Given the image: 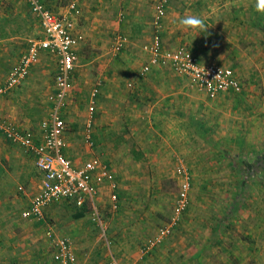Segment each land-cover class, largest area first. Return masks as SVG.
Listing matches in <instances>:
<instances>
[{
  "label": "rangeland",
  "instance_id": "374dc122",
  "mask_svg": "<svg viewBox=\"0 0 264 264\" xmlns=\"http://www.w3.org/2000/svg\"><path fill=\"white\" fill-rule=\"evenodd\" d=\"M70 1L64 0V5L68 4L69 7ZM139 1L141 0H81L80 11L75 13L76 26L86 33L79 46V74H75V83L64 107L71 115L70 120L66 121V130L68 126L71 132H76L80 143L84 145L87 143L84 135L89 122L91 87L94 82L99 81L95 111L89 129L95 141L92 133L95 127H101L97 131L102 132V136L106 137L103 139L109 141L108 145L103 143L102 147L93 149L111 165L120 181L118 208H112L111 199L105 189L96 197L95 207L91 203L79 206L73 201L62 199L49 205L41 219L23 217L22 209L28 204L34 191L29 186L30 195L20 193L17 185L25 184L23 175L17 170L11 172L13 168L8 167L10 158L7 157V161L1 162V166H6L7 170L0 168V213L7 208L15 211L16 216L10 221L0 219L2 235L11 239L6 242L9 247L4 252L0 250V264H10L12 258L16 259L11 264H55L52 257L53 236L58 235L70 237L81 263L95 258L98 264H111L112 259L120 264H149L151 260L146 259L158 250V263L163 260V264H207L205 256L212 259L213 264L257 262L252 251L260 250V246L252 242H243L236 246L233 236L235 232L229 228L219 235L221 239L211 244L208 242V245L206 243L214 233V219L217 217L214 214L225 210L232 211L230 206L235 199L240 202L239 207L254 209L259 215L264 213V165L260 167L257 162L258 155L264 154V59L260 60L256 55L252 64L253 70L250 68L252 71L242 73L244 86L241 91H227V94L218 96L223 97L219 102L216 101L218 97L213 98L215 101L207 104L204 112L200 111L203 118L198 119L200 116L193 115L196 126L199 123L204 125V130L200 128V137L190 136L189 143L185 136V144L183 141L180 143L182 146H151L153 135L150 133L153 127L149 126V118L143 122L134 112L137 106L127 102L128 100L118 102L114 99L115 104H108L109 90L106 83H109V78L105 75L108 71L103 72L113 61L114 64L124 66L122 60L125 58L121 54L124 52L136 53L130 64L136 70H140L141 65L147 61L148 53L142 47L144 40H131L128 32H134L133 29L141 27V22L137 25L134 18L136 14L145 23L152 19L148 23L153 30L156 0H145L140 4ZM137 9L138 13L135 11ZM67 11L72 12L70 8ZM41 33L38 16L25 0H0V81L5 79L26 49L30 37L39 36ZM120 33L129 38L127 37L120 49L114 50V41ZM103 43L108 46L106 55H102L105 49ZM137 49L141 51L138 52ZM46 53V56L43 55ZM41 55L43 57L41 56L23 81L9 93L3 94L6 107L12 104L13 113L18 116L45 111V94L52 86L56 57L47 50L42 51ZM131 55L134 56L132 53ZM39 63H43V66ZM40 68L43 69V77L38 74ZM122 68L119 67L115 73L120 82L118 90L125 89L130 93L134 88L128 82L135 80V71L128 76L129 71H121ZM34 81H39L40 88L33 86ZM187 87L197 98L206 97L204 100L210 101L204 94L205 91L188 85ZM130 96L134 99L133 93ZM109 109L115 111L114 118L104 120L101 124V117L106 118ZM117 111L121 112L120 117L117 116ZM65 142L66 149H72L68 147L66 140ZM84 148L78 147V150ZM21 152L28 155L22 149ZM180 162L191 170L189 204L179 215L171 231L151 250L145 252L142 246L148 238L160 226L173 219L179 191L175 166ZM246 162L256 167V172L249 173L248 177L241 171ZM243 183L247 184L246 187H241ZM95 210L99 211L104 228L94 218ZM80 211L85 215L76 216ZM188 211L193 218H189ZM50 226L54 231L53 236L48 235ZM78 228L83 231L80 239L73 234L77 233ZM250 233V237L261 238L254 240L255 242H263L264 233L260 235L257 232L260 237L251 232V229ZM247 237L243 236V239ZM40 243L46 244L45 251L30 253ZM134 259L138 263H133Z\"/></svg>",
  "mask_w": 264,
  "mask_h": 264
},
{
  "label": "crops",
  "instance_id": "0c3cea01",
  "mask_svg": "<svg viewBox=\"0 0 264 264\" xmlns=\"http://www.w3.org/2000/svg\"><path fill=\"white\" fill-rule=\"evenodd\" d=\"M44 1L50 8L59 13H68L67 10H69V7L68 4L64 5V0ZM144 1L145 0L139 1V4L141 2L143 3ZM177 7L179 8L178 10L176 9ZM135 11L136 13H138L139 9ZM190 14L199 15L204 18V23L209 26L205 32L197 33L198 30H185L182 28V26L179 25L178 18ZM222 14H224L223 17ZM134 18L136 19L137 25H139L138 22H141V27L137 28L136 26L135 28L137 29H133L134 32H128L131 38H129V36L127 37L131 40H134V38H138L139 40L146 41L151 37L152 34V28L150 26L151 24L148 23L150 19L146 20L147 22L145 23L144 21L140 20L141 18L139 14H136V16L134 15ZM133 23H135L134 19ZM79 30L83 32L85 36L86 32L84 33L83 30ZM103 31L105 30L103 29ZM162 38L165 45L167 46L184 44L190 47L205 62H216L231 66L244 86V83L241 80V78H244L241 77L242 73L245 71L253 70L252 64L256 55L260 58V60L264 59V12H259L256 10L255 0H173L168 4V10L162 30ZM106 44L107 43H103L102 45L105 48L102 55H106V52H108V46ZM137 51L140 52L141 50L137 49ZM131 53L134 55L135 52L132 51ZM131 53H121L123 55V58H125V60H122V62L125 63L124 66L118 65L116 63L114 64L113 61L109 68L103 71L104 73L108 71L107 74L105 73L106 78H109V83H106V87L108 86L107 89L109 90L107 92L109 101L108 104H115L114 99L118 102L119 100L125 102L126 100H128L127 102L130 101L131 103L135 104V106H137L135 107V114L137 116H140V119H142L143 122L147 120V118H149V126L153 127V131L150 133L151 135H153V138L151 139V146H182V141L185 144V136H187V140H189V143L190 136L200 137L201 131L204 130V125L199 123L196 126L194 116H200V111L203 110L201 112H204L207 104H211V102L215 101L213 100V98H216L219 95H225L227 94V92H221L214 97H210L209 95L204 93L210 101H205L204 99H206V97L202 99L197 98L195 94L190 93L191 91H189L190 88L187 87L186 78L181 75V73L172 69L168 65H153L147 73L138 75L139 73L137 74V72L139 69L136 70L134 65L130 66V64L133 62L132 59L135 58V55L132 56ZM47 54L48 53L43 55L46 56ZM42 64L43 63H39L40 66H43ZM136 65H139V63H136ZM129 66L130 68L126 70V68H128ZM119 67H123L121 71H129L128 76L135 71V80L133 79L132 81L128 82L129 85L131 84V86L134 88L130 93H128L125 89L123 91L120 89L118 90L120 82L118 80L117 74L115 73L118 72L117 70L119 69ZM77 70H79L78 67L73 73V84L75 83V74H79ZM42 71L43 69L41 68L38 70V74L41 77H43L41 75ZM38 82L39 81H34L33 86L40 88ZM20 83L15 85L12 89L17 87ZM12 89H10L8 93ZM53 91L54 74L50 91L45 94L46 107L44 108V112L40 111L35 114L28 112L18 116L15 112L13 113L14 106L11 107L12 104L9 107H6L4 103L5 95L3 94L0 95V112L15 121L21 128L31 130L37 138H40V121L43 117L46 116L45 114H47V111L50 109L53 103ZM131 93L134 94V99L133 97L131 98ZM222 98L223 97L220 96L216 99V101L219 102L220 100H222ZM118 108L119 107H117V109ZM120 111H117L118 117L121 116ZM62 112L65 121H69L71 115L67 113V109L64 108ZM107 112H109L106 115L107 119L105 117H101V124H103L104 120H112L114 118L113 115L115 111H110L109 109ZM199 118L203 117L200 116L198 117V119ZM97 119H99V117ZM97 124L98 123L96 122V126ZM98 127L99 126L95 127V131L92 133L95 139V144L93 147H102L101 145L103 143H105L106 145L109 144V141L104 140L106 139V137L102 136V132L97 131ZM100 128L101 127H99V129ZM200 128L202 129L201 131ZM66 131L67 132L64 133V139L67 141V144H69L68 147H72L73 150L66 149L65 146V153L69 157L74 156L73 158H71L75 162H82L92 154L97 153V151H93V149H91L87 143H84V145L81 144L79 141L80 137L77 138L78 136L76 135V132H74L73 130L71 132L68 126ZM78 147L85 148L78 150ZM79 151L81 153L77 155ZM84 154H86L85 157ZM7 157L10 158V161ZM7 160L8 167L11 166L13 168L11 172H15L14 170L21 172L23 175V181L27 185V187H25V184L23 185L22 183H19L17 185L18 188L19 186H22V188H24L23 190L19 189L21 191L20 193H23L24 195H30L29 186L31 187V190L34 191L32 193H35L39 189L38 185L41 179V171L36 167L32 155L23 154L21 152V147L18 144H15L6 139L0 132V168L4 169L5 171L7 170V167L1 166V162ZM105 189H107L106 191H108L109 195L110 186L105 184H102L100 186L98 195ZM28 204L25 207H27ZM234 206L235 203L230 206V208L233 209L232 211L225 210L214 214V216H217L214 219L216 221L215 229L213 231L214 233L208 239L206 244L208 245V242L209 244H211L215 240L221 239V236L219 237V235L229 228V230H234L235 232L233 236L236 246H239L238 244H243V242H252V244L260 246V250H253L252 255L257 260L255 264H264V240L262 239L263 242L258 244L257 241L255 242L254 240H258L261 238L256 239L250 237L249 235L252 234L250 233V229L251 232H254V234L256 235H261L264 233V213L259 215V213H256L254 209L250 210L247 208H242L241 206ZM11 210L12 209L7 208L3 209V212L0 213V219L2 221H10L11 219H13L16 216V212H12ZM187 214L189 218L192 217L191 212L188 211ZM84 215L85 214L81 216ZM0 228L2 229V227ZM255 231H257L258 234ZM82 232L83 231L78 228L77 233L73 234L76 235L77 239H80L83 237V235L81 234ZM243 236L248 237L243 239ZM9 241H11V239L3 236L2 232L0 231V250L2 249L1 252H4L5 249L9 247V244L6 243ZM186 244H188L187 241ZM33 248L34 249L31 250L30 253H43L45 251V248L47 247L46 244L40 243ZM159 252L160 251L158 250V252H155L149 257L147 256L148 258L146 257V260H151L149 264H163V260H160L158 263V259L160 256ZM188 258H190V255H188ZM205 258H207L205 259V263L207 262V264H213L214 261H212V259L207 256H205ZM15 259L16 258H12L10 260V264ZM5 261L3 262L5 263ZM8 261L9 259L6 262ZM133 263L138 262L136 261V259H134ZM80 264H98V262L95 258H93L90 262H80Z\"/></svg>",
  "mask_w": 264,
  "mask_h": 264
},
{
  "label": "built area",
  "instance_id": "2783aa9c",
  "mask_svg": "<svg viewBox=\"0 0 264 264\" xmlns=\"http://www.w3.org/2000/svg\"><path fill=\"white\" fill-rule=\"evenodd\" d=\"M29 8L38 16L42 33L32 36L26 49L4 80L0 81V95L5 94L20 83L30 70L40 61L41 53L49 51L56 57L54 71L53 103L45 117L40 121L41 136L28 129L21 128L15 121L0 112V132L11 142L32 155L36 167L41 171L39 189L32 195L27 207L22 210L24 217L41 219L46 208L55 201L68 199L79 206L91 203L96 206L95 199L103 184L110 186L112 208L119 206V179L110 164L94 153L82 162H75L65 153L64 133L66 121L64 109L69 91L73 86V73L79 64V46L85 36L76 26L75 13L80 11L81 0H71L69 8L73 12L59 13L50 8L44 0H25ZM170 0H156L151 37L143 42L148 59L141 66L139 74L147 73L153 65H168L181 73L189 87L203 90L210 97L221 92H239L243 84L231 66L216 62H205L190 47L179 44L165 45L162 29ZM127 36L118 34L113 44L118 50ZM99 81L92 84L88 104L89 122L85 130V140L93 149L95 141L91 137L89 125L95 111ZM94 151V149H93ZM179 191L175 202L172 221L159 227L142 246L143 251L151 250L165 234L169 233L179 215L189 204V189L192 184L191 170L182 162L175 166ZM20 189L22 186H19ZM102 227L104 223L98 210L94 211ZM53 228H48V235L53 236ZM53 258L57 264H80L75 246L67 235L53 236ZM111 264H120L112 259Z\"/></svg>",
  "mask_w": 264,
  "mask_h": 264
},
{
  "label": "clouds",
  "instance_id": "9594fccd",
  "mask_svg": "<svg viewBox=\"0 0 264 264\" xmlns=\"http://www.w3.org/2000/svg\"><path fill=\"white\" fill-rule=\"evenodd\" d=\"M255 8L264 12V0H255ZM178 23L183 29L198 30L197 33L205 32L209 26L204 23V18L199 15H185L178 18Z\"/></svg>",
  "mask_w": 264,
  "mask_h": 264
},
{
  "label": "trees",
  "instance_id": "16d2710c",
  "mask_svg": "<svg viewBox=\"0 0 264 264\" xmlns=\"http://www.w3.org/2000/svg\"><path fill=\"white\" fill-rule=\"evenodd\" d=\"M233 161V160H232ZM260 163V167L262 165H264V154H261V155H258V161ZM241 171L243 172V174L245 175V177H248V175H250L249 173H255L256 172V167L255 166H251L250 163L246 162L244 166L241 167ZM249 181V179H248ZM247 183V182H246ZM246 183H243L241 185V187H246L245 185H247ZM234 203H235V206H239V202L235 199L234 200ZM84 212L83 211H80L79 213H77L76 216H81L83 215Z\"/></svg>",
  "mask_w": 264,
  "mask_h": 264
}]
</instances>
